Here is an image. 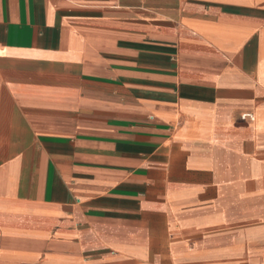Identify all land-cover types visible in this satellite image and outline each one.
Returning a JSON list of instances; mask_svg holds the SVG:
<instances>
[{"label":"crops","instance_id":"1","mask_svg":"<svg viewBox=\"0 0 264 264\" xmlns=\"http://www.w3.org/2000/svg\"><path fill=\"white\" fill-rule=\"evenodd\" d=\"M0 264H264V0H0Z\"/></svg>","mask_w":264,"mask_h":264}]
</instances>
